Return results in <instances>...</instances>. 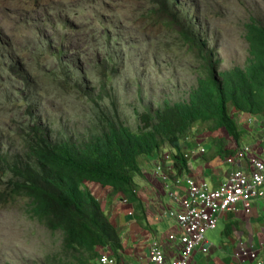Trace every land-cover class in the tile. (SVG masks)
Returning a JSON list of instances; mask_svg holds the SVG:
<instances>
[{
	"label": "rangeland",
	"instance_id": "obj_1",
	"mask_svg": "<svg viewBox=\"0 0 264 264\" xmlns=\"http://www.w3.org/2000/svg\"><path fill=\"white\" fill-rule=\"evenodd\" d=\"M251 17L264 19V0H0V154L27 163L30 135L87 141L116 113L140 131V113L190 100L210 50L220 71L248 67ZM226 134L196 122L182 146L209 149ZM228 143L239 149L237 138ZM3 166L0 190L10 177ZM95 195L105 204L112 192ZM29 201L0 202V264H51L62 254V232L33 217Z\"/></svg>",
	"mask_w": 264,
	"mask_h": 264
},
{
	"label": "trees",
	"instance_id": "obj_2",
	"mask_svg": "<svg viewBox=\"0 0 264 264\" xmlns=\"http://www.w3.org/2000/svg\"><path fill=\"white\" fill-rule=\"evenodd\" d=\"M245 27L250 44L247 68L220 71L221 59L210 50L208 56L213 61L190 100L166 104L154 113H140V131H133L116 113L102 121L100 132L87 141L55 138L51 133L30 135L26 138L27 163L10 164L0 154L2 174L10 175L0 190V202L29 198L32 216L49 230L63 234L62 254L49 258L51 264H99L100 251L105 247L111 249L116 264H121L119 232L90 189L91 184L114 187L134 201L142 156L169 144L175 149L177 173L182 175L188 165L182 136L194 123L212 122L214 129L238 138L239 127L230 108L264 115V19L251 17ZM185 37L190 42L194 35L189 32ZM200 52L206 59L204 50Z\"/></svg>",
	"mask_w": 264,
	"mask_h": 264
},
{
	"label": "crops",
	"instance_id": "obj_3",
	"mask_svg": "<svg viewBox=\"0 0 264 264\" xmlns=\"http://www.w3.org/2000/svg\"><path fill=\"white\" fill-rule=\"evenodd\" d=\"M231 115L239 127L240 135L237 140L240 146L238 148L242 149L243 146L249 145L253 153L264 156V115L237 112L234 109ZM230 136L226 134L223 140L211 138L209 149L191 160L188 166L189 173L197 179L207 181L212 186H218L227 179L233 169L240 165L246 168L247 160H243L241 164L238 162L231 164L227 161L229 156L239 150L235 148L231 151L229 147L231 144H226ZM191 146L192 144L188 147ZM164 152L167 151L155 152L141 158L144 160L140 161L141 174L135 177L136 200L134 201L129 200V203H125L124 199L127 197L114 187L90 185L92 192L97 195L102 194L104 189L112 192V196L103 206L109 218L115 223L121 238L123 245L121 264H149L147 244L143 241L144 239L141 240L145 233L147 238L151 234L161 239L170 256L178 254L176 246L178 247L179 243L172 245L168 241L170 233L179 232L178 225L174 219L160 215L164 209L178 208V204L169 197L160 174L155 169L156 163L162 159ZM165 168L172 177L178 174L175 165L171 163H167ZM161 207L164 209L159 211ZM130 211H133V215L129 214ZM217 229L218 232H216ZM209 232L211 233L207 236L209 253L196 251L192 264L264 262V197L255 200L250 213H246L243 209L222 213L217 227L207 233ZM252 252L257 254L256 258L250 256Z\"/></svg>",
	"mask_w": 264,
	"mask_h": 264
},
{
	"label": "built area",
	"instance_id": "obj_4",
	"mask_svg": "<svg viewBox=\"0 0 264 264\" xmlns=\"http://www.w3.org/2000/svg\"><path fill=\"white\" fill-rule=\"evenodd\" d=\"M182 140L183 143L192 141L189 136ZM207 151L206 144L201 141L192 143L185 149L182 146L184 158L187 160V170L184 174L172 177L166 170L167 163L174 164L173 154L164 152L162 159L158 160L155 169L160 174L169 197L178 204V208L164 209L160 215L164 218L174 219L179 232L168 235V241L176 246L177 256H170L161 241L153 235L148 236L147 249L149 264H192L196 251L209 253L207 232L217 227L219 217L226 211L243 209L250 213L255 200L264 197V156L253 153L249 145L239 149L227 161L231 164H241L248 161L246 168H235L227 179L218 186H212L205 180L197 179L188 172V166L194 156ZM174 169V167H173ZM98 198V197H97ZM99 200V198H98ZM129 203V199H124ZM129 214L133 215V211ZM256 258L255 252L250 253ZM99 264H116V259L109 247L101 249ZM257 264H264L258 261Z\"/></svg>",
	"mask_w": 264,
	"mask_h": 264
},
{
	"label": "clouds",
	"instance_id": "obj_5",
	"mask_svg": "<svg viewBox=\"0 0 264 264\" xmlns=\"http://www.w3.org/2000/svg\"><path fill=\"white\" fill-rule=\"evenodd\" d=\"M188 164V163H187Z\"/></svg>",
	"mask_w": 264,
	"mask_h": 264
}]
</instances>
